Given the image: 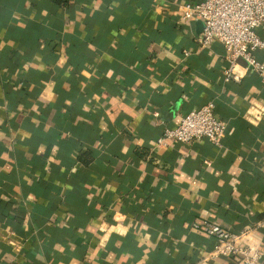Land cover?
<instances>
[{
	"label": "crops",
	"instance_id": "crops-1",
	"mask_svg": "<svg viewBox=\"0 0 264 264\" xmlns=\"http://www.w3.org/2000/svg\"><path fill=\"white\" fill-rule=\"evenodd\" d=\"M198 1L0 0V264H240L202 220L264 262V82L223 81ZM209 101L221 146L157 144Z\"/></svg>",
	"mask_w": 264,
	"mask_h": 264
},
{
	"label": "built area",
	"instance_id": "built-area-1",
	"mask_svg": "<svg viewBox=\"0 0 264 264\" xmlns=\"http://www.w3.org/2000/svg\"><path fill=\"white\" fill-rule=\"evenodd\" d=\"M179 9L181 21L201 22V30L193 38L200 49L213 42L222 45L227 62L223 68L224 82L238 83L243 77L245 68L240 67L238 59L264 82V62L253 55L257 49L264 50V39L256 34V29L264 22V0H199L194 4L183 2ZM187 54L188 51L183 52V55ZM224 130V123L214 115V104L209 101L183 114L175 126L164 128L157 144L164 145L166 140L189 144L205 139L219 147ZM193 226L213 239L208 258L239 256L240 264H264L260 251L239 244L245 230L233 233L210 220H202Z\"/></svg>",
	"mask_w": 264,
	"mask_h": 264
},
{
	"label": "water",
	"instance_id": "water-1",
	"mask_svg": "<svg viewBox=\"0 0 264 264\" xmlns=\"http://www.w3.org/2000/svg\"><path fill=\"white\" fill-rule=\"evenodd\" d=\"M199 22H200V21H199ZM200 24H201V22H200ZM201 26H202V24H201ZM237 61H238V63H239V64H241V65H244V66H245V62H244L243 60H241V59H238Z\"/></svg>",
	"mask_w": 264,
	"mask_h": 264
}]
</instances>
